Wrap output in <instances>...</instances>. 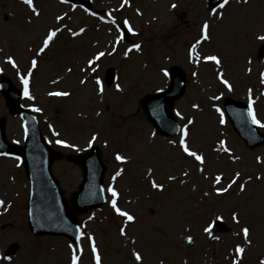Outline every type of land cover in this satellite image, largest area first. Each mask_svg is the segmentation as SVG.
<instances>
[{"label":"rangeland","instance_id":"374dc122","mask_svg":"<svg viewBox=\"0 0 264 264\" xmlns=\"http://www.w3.org/2000/svg\"><path fill=\"white\" fill-rule=\"evenodd\" d=\"M33 5L38 14L23 0H0V76L22 90L21 103L62 153L52 170L65 197L77 189L81 175L66 156L99 147L107 202L79 215L77 244L60 235H34L27 224L28 181L22 162L0 154V264H72L73 254L77 264H96V256L100 264H261L264 141L247 147L222 103L228 97L251 99L255 118L264 123V57L259 53L264 41L257 39L264 36V0H229L216 14H210L206 0H92L89 10L61 0H33ZM205 22L208 39L196 44ZM57 28L49 47L37 56L47 33ZM100 52L105 54L90 66L88 61ZM205 56H216L220 63ZM174 67L185 71L187 84L172 106L181 130L165 137L155 131L142 99L165 89L169 78L162 70L169 73ZM108 68L115 74L107 85ZM25 76L31 99L24 94ZM53 92L69 95H49ZM1 116L6 117L7 140L22 143L21 118L8 111L0 93ZM182 136L203 163L183 151ZM236 173V183L217 194ZM153 182L162 187L153 188ZM117 209L134 219L128 221ZM217 217L224 230L212 232ZM10 245L15 251L8 254ZM237 246L243 249L239 256Z\"/></svg>","mask_w":264,"mask_h":264},{"label":"water","instance_id":"95a60500","mask_svg":"<svg viewBox=\"0 0 264 264\" xmlns=\"http://www.w3.org/2000/svg\"><path fill=\"white\" fill-rule=\"evenodd\" d=\"M70 1L85 7H88L90 4L89 0ZM216 1L209 0V4L214 5ZM111 79L112 70L109 69L106 81L109 82ZM170 80V85L166 90L146 97L144 109L159 132L174 135L178 131L179 126L171 116L170 105L183 91L185 76L181 71L173 69L170 72ZM0 89L5 94L10 111L12 113H19L25 122L27 144L25 147H22L9 145L6 142L4 119H0V150L4 153L17 154L24 157L27 175L31 182L28 202L31 230L38 234L60 233L77 241L79 228L76 220L70 214L66 202L61 198V191L58 189L56 181L52 178L48 169L50 162L57 156V153L40 139L35 116L19 106V92L11 86L6 78H2ZM225 107L234 125L237 124L238 120V117L234 115L237 113V109L243 118V122L245 123L248 120L246 107L243 104L227 100ZM38 157L39 159L35 163ZM71 160L78 163L82 168V182L79 190L72 194V205L78 212L99 206L104 202L101 188V175L104 167L99 159L97 147H94L88 154L71 156ZM218 228L216 226V229ZM13 251L14 248L11 247L9 252Z\"/></svg>","mask_w":264,"mask_h":264},{"label":"snow or ice","instance_id":"6c2138e0","mask_svg":"<svg viewBox=\"0 0 264 264\" xmlns=\"http://www.w3.org/2000/svg\"><path fill=\"white\" fill-rule=\"evenodd\" d=\"M61 2L62 3L63 2H66V0H61ZM228 2H229V0H222V2L218 3L215 7H213L211 9L210 14H216L218 12V9H223L228 4ZM245 2H247V0H245ZM23 3L25 5H27L32 10L33 14H38L37 11H36V8L33 5V0H23ZM171 7L173 9H175L176 8V5L175 4H172ZM57 19L59 20V19H61V17H57ZM124 26L125 27H128V22L126 20L124 21ZM207 29H208V23L205 22L203 24V26H202V29H201V32H202L201 38H200V40H197L196 41V44H199L201 42V40H205L206 41L208 39ZM128 30L130 32L132 31V29L130 27L128 28ZM58 31H59V28H57L55 31L50 30L47 33V36L43 40L42 46L39 48L38 52L36 53L37 56H39L41 53H44L45 52V50L49 47L50 41L53 40V37H55V35H56V33ZM80 31L83 32L84 29H80ZM72 35H77V33L73 32ZM257 39H259L261 41H264V36H259V37H257ZM196 44H194L192 46V48L189 50L190 59L193 58V54L195 53V50H196ZM132 47L138 50L140 48V45L139 44H134ZM129 51H131V49H129ZM104 54L105 53H103V52L98 53L96 55V57L93 58V60H89L88 61V64L91 66L94 63L95 60H98ZM125 55H127V52L125 53ZM195 58L198 59L199 57H195ZM204 60H206V61H214L216 64H219L220 63V61L218 60V58L216 56H205L204 57ZM7 62L9 64H11L13 68L16 67V64L14 63V61L12 60L11 57L8 58ZM31 66H32V68H35L37 66V60L36 59H32ZM94 70L95 69H93V71ZM29 71H31V69ZM69 71H70V69H69ZM162 71H163V74L165 76L168 75V72L166 70H162ZM193 75H195V73H193ZM261 75H262V78H264V73H262ZM21 82L24 84V94H25V96H27L29 99H31V97L28 94V79H27V76L23 77L22 80H21ZM221 82L224 83L226 87L228 86L226 81L221 80ZM262 82H264V79H262ZM81 83H84V81L82 80ZM96 84L98 86H100L101 85V81L99 79H97L96 80ZM99 90L102 92L103 91V88L100 87ZM119 90H120L119 89V85H117V91H119ZM49 95H54V96H67V95H69V93H67V92H53V93H49ZM193 107L195 108L196 105H193ZM38 110L39 109H33V111H38ZM217 111H219V109H217ZM177 115H179V113H177ZM248 115L251 117L253 124L257 125L260 128H264V123H261L259 120H257L255 118V115H254L253 110H252V101H251V99L249 100ZM223 122L224 121L221 119V123H223ZM191 123H192V121L189 120L188 121V124H191ZM186 134L187 133L185 132L184 135H186ZM93 140H95V136H93ZM57 143L60 144L62 142L58 140ZM89 143L91 144V141ZM220 143H221V146H223L224 142L221 141ZM180 145L183 148V151L188 156L194 157L195 160L199 161L200 163H203V159H202V157L200 155H197V153H195V152L189 151L188 147L185 145V141H184L183 136L180 139ZM223 151L224 152H228V149L227 148H223ZM0 154H2V153H0ZM16 159L19 160L20 158L19 157H16ZM116 159L118 161H120V160H122V157L120 155H117L116 156ZM119 174L120 173L117 172L116 175H119ZM238 177H239V173H236V176L233 178L232 182L229 183V185L227 187L217 188V190H216L217 191V194H221L223 192L228 191V188L231 187V184L232 183H236V178H238ZM169 179H172V177H169ZM220 181H221V177L220 176H216L215 177V182L216 183H220ZM152 187L153 188H161L162 186L156 184L155 182H153L152 183ZM243 189H244V185L241 184L240 185V190L243 191ZM109 191H112V190L109 189ZM116 195L117 194L115 193V191H112V196L115 197ZM0 204H3V201H0ZM115 207H116L115 202H113V208H115ZM117 212H118L119 215L126 217L128 221H132L134 219L133 216H131V215L125 213V212H121V211H119V209H117ZM232 218H233V220H236L237 219L235 213L232 214ZM217 219H220V217H217ZM210 228H211V226H209V228H205L204 231L206 233H208V232H210ZM241 231L243 232V234H244L245 237L248 236V229L247 228H244ZM121 235H124V229H121ZM89 239H91V238H89ZM187 239H188V242L191 243L192 238L191 237H188ZM69 247H71V245H69ZM92 252H93V255L96 254V249H95L94 246L92 248ZM235 252H236L237 256H239L243 252V249H241L239 246H237V248L235 249ZM133 256H134V258H135V260L137 262L141 261V259H142L141 256L138 253H136V252H133ZM5 259H9V257H5ZM72 264H77V256L75 254H73V256H72ZM96 264H100V261H99V257L98 256H96ZM233 264H236V262L233 261ZM261 264H264V261H261Z\"/></svg>","mask_w":264,"mask_h":264}]
</instances>
